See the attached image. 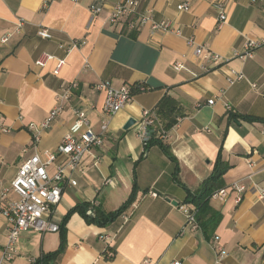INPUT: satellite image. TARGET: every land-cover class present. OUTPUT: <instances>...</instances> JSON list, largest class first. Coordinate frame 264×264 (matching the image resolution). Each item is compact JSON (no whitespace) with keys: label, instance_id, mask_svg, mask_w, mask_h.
Here are the masks:
<instances>
[{"label":"crops","instance_id":"1","mask_svg":"<svg viewBox=\"0 0 264 264\" xmlns=\"http://www.w3.org/2000/svg\"><path fill=\"white\" fill-rule=\"evenodd\" d=\"M118 1L0 0V37L10 34L7 42L0 41V115L10 127L0 131V191L10 186L21 162L34 152L57 151L78 107L85 110L93 131H101L103 120L108 127L103 143L93 146L76 170L65 168L67 180L76 184L64 185L52 221L60 224L82 203L113 211L134 188L131 204L107 225L88 222L74 211L62 234L59 229L22 231L9 264H35L59 247L62 235L63 251L47 264H264V197L257 195L264 188V44L250 57L238 56L246 40L262 33L264 0H222V23L212 0H138L140 14L149 11L152 20L168 21L179 34L152 29V20L135 29L128 28L126 16L111 23L109 12ZM182 2L189 3L188 10L177 9ZM93 3L101 6L98 14L88 8ZM42 27L51 37L38 34ZM189 38L224 60L214 65L197 58ZM73 40L84 43L67 52ZM43 53L53 57L39 66L35 60ZM61 57L65 62L56 72ZM176 63L183 67L175 69ZM233 71L243 77L229 84ZM72 82L77 86L65 107L34 145L28 124L43 121L57 93ZM103 82L143 84L146 89H133L131 101L108 116L102 112L105 91L97 88ZM144 110L156 121L147 128V138L139 130ZM229 113L238 115L230 118ZM239 114L259 119L249 121ZM130 117L136 122L124 129ZM153 140L167 145L174 158ZM219 151L230 166L219 188L235 180L250 185V173L253 184L239 203L232 191L209 199L214 216L208 232L200 226L181 232L185 216L178 204L186 201L187 190H197L210 175ZM65 161L59 155L49 174ZM15 198L9 191L0 204ZM7 226V218L0 215V245L6 241ZM214 236L223 248L222 258ZM107 248L113 257L105 258Z\"/></svg>","mask_w":264,"mask_h":264},{"label":"built area","instance_id":"2","mask_svg":"<svg viewBox=\"0 0 264 264\" xmlns=\"http://www.w3.org/2000/svg\"><path fill=\"white\" fill-rule=\"evenodd\" d=\"M214 6L217 9L218 22L222 23L226 20V14L224 12V6L222 0H212ZM190 7L188 2H182L177 5L178 10H188ZM89 10L92 14H98L101 11V6L98 4H90ZM138 0H122L112 5L109 12V21L116 23L122 16L128 17L127 26L129 29H135L146 20H152L150 12L140 14L138 11ZM136 16L138 20L133 19ZM22 25V20L17 24L18 28ZM151 28L154 30L172 31L176 34L180 33V30H176L168 21H154L152 20ZM38 34L43 38L51 37L50 32L42 27L38 30ZM10 34H5L0 37V41L5 43L8 41ZM84 41L73 40L66 46L67 52L72 48L79 47ZM188 44L193 46V53L197 58H202L208 63L217 65L221 63L224 58L217 53L207 49L203 44H195L192 38L188 39ZM264 44V28L259 37L254 39H248L244 43L243 52L238 54L241 58H247L252 56L253 51L259 46ZM53 55L49 53H43L39 58L35 60V63L39 66H43L47 60L51 59ZM65 58L58 59L57 72L59 68L64 64ZM202 68L206 65L202 64ZM181 63H176L174 68H182ZM243 74L241 72H232V75L227 77V82L232 84L235 80L241 79ZM77 86V82H72L62 91L56 95V103L50 110L48 116L40 123H29L28 129L32 135V143L36 145L40 140L41 132L50 127L54 118L63 110L66 102L72 95L73 88ZM98 89H104L105 98L103 102L102 112L105 115L112 116L119 112L129 103L133 96L132 85L122 84L120 86H112L107 82L99 83ZM146 87L143 84H137L136 89L138 91L145 90ZM214 98L209 99V104L213 103ZM75 119L70 125L68 131L63 135L60 144L57 147L56 152L45 150L42 155L38 152H34L31 156L23 160L17 170V173L10 181V186L0 191V199H5L9 191L16 194V198L9 200L6 206L0 204V215L4 216L8 220L6 241L0 245V264H9L14 258L17 250V243L20 233L29 228H34L40 232L57 231L59 229L58 224L52 221V215L56 205L59 203L64 185L70 183L76 184L73 179H68L65 175V168L70 171L76 170L82 161L83 156L88 153L95 145H101L104 141V133L108 127V121L103 120L101 123V131L95 132L90 126L86 116V112L82 108H75ZM143 120L140 126V133L143 138H147V128L153 125L155 117L147 110L143 111ZM10 127L2 123L0 115V131L8 132ZM59 155L65 156L66 161L64 165L56 164L55 172L49 174L48 167L54 164ZM253 173L246 176L250 180V185H246L242 180H235L227 187L217 188L211 193V197H226L229 192H234V200L236 203L242 201L244 193L251 184ZM150 195L157 196L156 192L151 191ZM257 195L259 198L264 197V188L258 190ZM178 208L185 216V224L182 227L181 232L186 229H197L199 225L196 221L197 208L192 202H183L178 204ZM88 214H92V210H87ZM123 219H127V214H122ZM104 240H108V235H104ZM213 245L217 250L219 257L222 258L224 251L219 244L217 236L213 237ZM114 255V251L111 248H107L104 252L105 258H111ZM218 262V261H217ZM179 261H174L172 264H179Z\"/></svg>","mask_w":264,"mask_h":264},{"label":"trees","instance_id":"3","mask_svg":"<svg viewBox=\"0 0 264 264\" xmlns=\"http://www.w3.org/2000/svg\"><path fill=\"white\" fill-rule=\"evenodd\" d=\"M136 85H133V87L136 89ZM238 115V114H237ZM236 114L229 113V117L233 118L234 116H237ZM240 117L243 119L249 120V121H255L259 118L248 115V114H239ZM151 143H157L162 150L171 158H174V156L171 154L169 148L167 145H165L161 141H150ZM148 144V142H147ZM229 164L224 162L221 158V153L219 151L213 170L210 173V175L202 182L201 186L193 191L190 192L187 190V197L185 202H192L195 204L197 211H196V221L198 225L205 231L208 232L211 228L209 218L214 216V212L212 208L209 205V199L211 198V193L222 186V175L223 173L229 168ZM134 198V188L128 197V199L123 202L117 209L113 211H102L98 208H95L93 206H90L88 203H82L78 204L75 207L71 208L68 213L65 215L64 218H62V222L58 224L59 230L62 234L64 230V222L66 221L67 217L70 215L71 212L77 211L79 212L88 222L97 223L98 225L104 226L109 224L111 221H113L118 215H120L132 202ZM91 209L92 214H88L87 210ZM64 248V237L61 236V242L59 247L51 252L43 254V256L36 260L35 264H47L50 261H54L58 258V256L61 254Z\"/></svg>","mask_w":264,"mask_h":264},{"label":"water","instance_id":"4","mask_svg":"<svg viewBox=\"0 0 264 264\" xmlns=\"http://www.w3.org/2000/svg\"><path fill=\"white\" fill-rule=\"evenodd\" d=\"M135 122H136V120H135L134 118L130 117V118H128V120H127L126 123L124 124L123 128H124V129H127V128H129L130 126H132ZM171 202H172L173 204H177V202L174 201V200H171Z\"/></svg>","mask_w":264,"mask_h":264}]
</instances>
